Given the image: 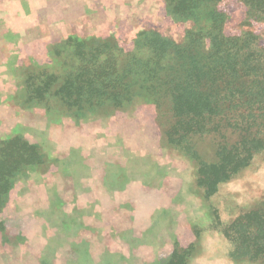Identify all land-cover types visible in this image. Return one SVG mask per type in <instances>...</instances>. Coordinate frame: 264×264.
Wrapping results in <instances>:
<instances>
[{"label": "rangeland", "instance_id": "1", "mask_svg": "<svg viewBox=\"0 0 264 264\" xmlns=\"http://www.w3.org/2000/svg\"><path fill=\"white\" fill-rule=\"evenodd\" d=\"M168 2L0 0V264H165L177 247L188 264H263L225 232L264 205V147L208 196L198 169L216 161L212 139L194 137L195 156L143 99L82 114L56 93L85 64L77 46L129 51L143 30L182 42L191 25ZM209 2L228 32L246 21L242 0Z\"/></svg>", "mask_w": 264, "mask_h": 264}, {"label": "trees", "instance_id": "2", "mask_svg": "<svg viewBox=\"0 0 264 264\" xmlns=\"http://www.w3.org/2000/svg\"><path fill=\"white\" fill-rule=\"evenodd\" d=\"M242 2L246 21L230 33L224 12L209 0H169L171 14L191 25L182 42L143 30L129 51L108 41L77 46L85 64L56 93L70 90L76 100L64 106L82 114L143 99L155 106L172 144L192 145L196 136L212 139L216 161H201L198 169L199 183L211 196L264 147V35L258 32L264 27V0ZM48 83L38 90L49 91L43 87ZM192 153L198 156L194 147ZM225 235L240 256L264 264V205L236 219ZM188 255L177 247L165 264H188Z\"/></svg>", "mask_w": 264, "mask_h": 264}]
</instances>
